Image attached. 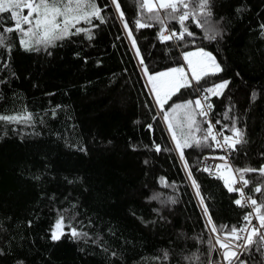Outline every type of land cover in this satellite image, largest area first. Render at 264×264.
<instances>
[{"label": "trees", "instance_id": "obj_1", "mask_svg": "<svg viewBox=\"0 0 264 264\" xmlns=\"http://www.w3.org/2000/svg\"><path fill=\"white\" fill-rule=\"evenodd\" d=\"M119 2L150 72L181 65L184 51L200 47L217 57L224 70L207 79L230 83L211 98L210 118L221 122L223 135H231L233 121L245 132V142L230 151L231 167L264 165V0H210L222 38L206 40L190 19L196 35L180 47L161 43L158 26L135 27L141 0ZM98 3L106 5V22L80 25L92 29L91 40L82 33L46 51H25L12 32L10 54L0 49V114L33 117L27 124L0 121V264H220L209 245L215 234L127 30L111 0ZM169 27L179 29L176 21ZM198 87L181 89L165 110L202 95L193 91ZM208 143L185 149L193 177L217 226L244 227L238 193L201 168L205 157L222 156ZM247 177V194L264 200L251 191L258 175ZM59 213L88 236L53 241ZM165 250L167 261L155 259ZM239 259L264 264V251L251 246Z\"/></svg>", "mask_w": 264, "mask_h": 264}, {"label": "snow or ice", "instance_id": "obj_2", "mask_svg": "<svg viewBox=\"0 0 264 264\" xmlns=\"http://www.w3.org/2000/svg\"><path fill=\"white\" fill-rule=\"evenodd\" d=\"M111 4L117 10L136 54L140 58V64L150 85V91L154 94L156 104L163 113V119L175 142V147L179 151L189 179L200 198L202 211L207 220L206 226L209 227L211 233L215 234L213 239L216 243L212 244L211 240L209 241L210 250L218 251L227 264H245L239 257L248 252L251 246L264 251V211H262L264 210V200L258 202V199L253 198V196H246L244 191L251 182L247 174L256 173L260 181L254 185L251 191L254 194H264V165L257 168L233 169L231 165L227 164V156H219L214 157V159L224 163L214 167L205 166L202 169L204 172L222 179L229 192L239 194V198L234 201L237 206L252 209L243 217L245 226L238 228L236 226H217L213 221V214L210 212L204 196L201 195L200 185L193 177L188 160L185 158V149L211 147L212 145L208 143L210 140L214 142L216 148L228 149L231 152H236L237 145L245 142V132L241 127L236 126L235 121L230 128L231 135H223V133L216 131V124L221 122L217 120L216 124H213L209 118V113L213 109V104L210 102L211 98L222 97L224 90L228 88L230 83L229 80L210 83L207 79L224 70L221 63L218 62L217 57L212 52L200 47L195 51H184L182 53L183 64L162 71L150 72L140 47L137 45L133 29L129 27L125 12L121 9L119 0H111ZM105 7L106 5L101 7L98 0H0V49L10 54L11 45L7 41L12 32L18 33L19 44L25 51L39 52L42 49L46 51L49 47H55L58 41L70 39L82 33L91 40L93 39L92 29L80 25L83 23L98 27L99 25H93L94 20L105 23V16L102 14ZM139 8L141 18L134 21L135 27L148 29L158 26V40L161 43L173 42L177 47L181 46V42L183 45H187L188 41L185 40V37L194 38L196 35L186 23L190 19L197 28L203 30L206 40L214 42L218 37L222 38L223 36L218 23L212 20L213 12L210 0H141ZM4 13H8V16L5 17ZM8 20L12 21L11 25L7 24ZM170 21H176L179 29L170 28ZM261 27L264 28V25ZM2 66L6 67L7 65L3 64ZM201 81L204 83L201 84ZM194 82L199 87L193 91L202 93V95H198L195 99L173 102L169 110L166 111L165 105L172 100L173 96L180 94L181 89H192ZM255 95L256 93L252 94L253 98ZM198 117L203 119L198 120ZM225 119H230V117L226 115ZM0 121L27 124L33 122V117L28 112L18 115L0 114ZM203 124H207V127H202ZM148 127L151 128V125ZM155 151H161L159 145L155 146ZM161 183H164L163 178ZM237 184L241 186L236 187ZM165 186L174 187V185L167 184ZM152 199H159V196L154 195ZM172 202L175 203V200ZM254 216L258 220L257 224L252 223ZM68 219L69 223L66 225L64 213L58 214L54 230L51 232L53 241H58L65 235L74 239L88 236V233L78 231L77 227L71 225L74 217ZM66 227L69 229L68 232L64 231ZM2 254L3 251L0 250V255ZM112 255L116 254L113 253ZM155 259L167 261L169 259L168 252L165 250L162 257ZM196 259L198 260L199 257ZM18 264H24V262L18 261Z\"/></svg>", "mask_w": 264, "mask_h": 264}, {"label": "built area", "instance_id": "obj_3", "mask_svg": "<svg viewBox=\"0 0 264 264\" xmlns=\"http://www.w3.org/2000/svg\"><path fill=\"white\" fill-rule=\"evenodd\" d=\"M209 118H210V115H209ZM212 123L214 124V122L212 121ZM216 131L217 132H221V130H219L217 127H216ZM222 133V132H221ZM219 138V137H218ZM222 151V155L224 156H227L228 159H227V162L229 163V165H231V161H230V155H231V152L230 150L228 149H220ZM218 162H220V160L218 159H214V157H205L203 160H202V163H201V168L203 169L205 166H215L218 164ZM210 177H213L215 175H210L209 173H207ZM241 185L240 184H237L236 187H240ZM245 191V189H244ZM245 195L247 196V192L245 191ZM238 198H239V194H238ZM239 209L241 212H244L245 214L252 211V209L250 207H240L239 206ZM252 223L253 224H257L258 223V220L255 218H253L252 220ZM219 254V253H218ZM219 263L220 264H227L226 261H224L223 257L219 254Z\"/></svg>", "mask_w": 264, "mask_h": 264}, {"label": "rangeland", "instance_id": "obj_4", "mask_svg": "<svg viewBox=\"0 0 264 264\" xmlns=\"http://www.w3.org/2000/svg\"><path fill=\"white\" fill-rule=\"evenodd\" d=\"M25 14H26V12H25ZM21 46V45H20ZM22 47V46H21ZM193 51H195V50H193ZM184 63V62H183ZM186 71H187V69H186ZM191 78V77H190ZM146 79H147V77H146ZM147 82H148V80H147ZM193 84H195V82L193 83ZM149 85V84H148ZM149 89H150V85H149ZM151 92V91H150ZM152 93V92H151ZM152 95H153V97H154V94L152 93ZM222 156H224V155H222ZM221 163H224L223 161H220V162H218V164H221ZM227 164H229L228 162H227ZM217 248H218V246H216ZM209 264H213L212 262H210Z\"/></svg>", "mask_w": 264, "mask_h": 264}, {"label": "water", "instance_id": "obj_5", "mask_svg": "<svg viewBox=\"0 0 264 264\" xmlns=\"http://www.w3.org/2000/svg\"><path fill=\"white\" fill-rule=\"evenodd\" d=\"M59 241V240H58Z\"/></svg>", "mask_w": 264, "mask_h": 264}]
</instances>
